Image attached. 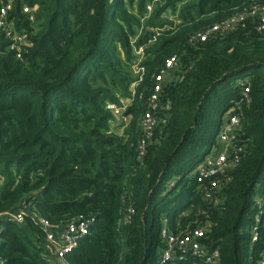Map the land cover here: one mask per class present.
Instances as JSON below:
<instances>
[{
    "label": "trees",
    "instance_id": "1",
    "mask_svg": "<svg viewBox=\"0 0 264 264\" xmlns=\"http://www.w3.org/2000/svg\"><path fill=\"white\" fill-rule=\"evenodd\" d=\"M182 1L0 0L28 44L12 49L0 31V264H51L41 221L59 227L82 218L96 221L65 264H158L164 227L177 236L205 229L217 264L264 263V31L249 21L189 43L264 0H190L179 24L164 20ZM174 55L180 64L162 93L167 122L141 155L155 76ZM139 58L135 78L125 67ZM121 96L132 101L119 137L107 107ZM226 114L240 119L234 143L243 151L213 189L194 172ZM20 211L23 224L2 220Z\"/></svg>",
    "mask_w": 264,
    "mask_h": 264
},
{
    "label": "built area",
    "instance_id": "2",
    "mask_svg": "<svg viewBox=\"0 0 264 264\" xmlns=\"http://www.w3.org/2000/svg\"><path fill=\"white\" fill-rule=\"evenodd\" d=\"M156 2V0H155ZM151 7H149V10ZM11 10V4L0 9V31L4 32L8 39L13 42L11 48L18 49L27 46V38L24 35L16 34L11 30L10 25L14 23L8 19V12ZM33 10L24 8L23 12L30 15ZM251 21L255 29L259 32L264 31V5H256L237 12L222 23L214 24L201 31L196 32L190 38L191 45L205 43L210 38L219 34L229 33L236 28H244ZM15 27V26H14ZM156 36L150 43L155 41ZM20 44L15 46V42ZM143 49L140 48L137 53L141 54ZM20 58V56H17ZM180 58L174 55L167 60L165 67L155 76V84L152 89L151 96L148 101V110L141 120V128L143 131V141L140 146L141 155H143L147 143L153 137L156 128L160 124H165L167 119L162 117V112L169 110V105H163L162 93L166 83L170 80L172 72L179 67ZM245 92H248L246 90ZM109 110L115 115L120 114L116 105H108ZM240 125V119L236 116H229L227 122L222 127L219 135L224 150L215 158H206L205 162L199 166L195 176L198 183L204 181H212L213 189L218 187L215 179L222 177L230 171V169L240 161L243 149L235 145L236 130ZM133 214L132 210L128 211L125 220L129 221ZM2 220L13 221L19 224L25 222V216L22 211L9 213L3 216ZM96 221L95 218H82L77 222L67 225L53 227L45 221H41L44 232L46 233V244L49 247L51 264H65V257L72 253L78 247V241L88 235L90 225ZM260 220L257 217L255 225L252 227L253 242L258 240V225ZM161 239L165 243L162 249L158 264H185L188 260H197L204 264H217L219 261V248L208 243L207 232L203 228L195 229L183 235H173L166 227L161 230ZM264 264V263H261Z\"/></svg>",
    "mask_w": 264,
    "mask_h": 264
},
{
    "label": "rangeland",
    "instance_id": "3",
    "mask_svg": "<svg viewBox=\"0 0 264 264\" xmlns=\"http://www.w3.org/2000/svg\"><path fill=\"white\" fill-rule=\"evenodd\" d=\"M189 1L190 0H183L179 5H177V9H176L175 12L168 11L167 13H165L162 16L163 19L166 20V21L172 22L174 24H179V20H178L179 12H180L182 6H184L187 3H189ZM149 7L150 6H148V12L152 13L153 10H154V7H151L150 10H149ZM10 28L16 34L15 27L10 25ZM145 28H147L146 20L142 21V25H141L140 28L135 29L136 38L141 35L142 30L145 29ZM134 38L135 37H133V42L135 41ZM15 46L16 47H19L20 44L16 41L15 42ZM136 54H138V53L136 52ZM122 59H123V57H122ZM140 62H141V58L136 59V60L131 61V62H128V66L125 67L126 71L128 73L131 72V74H133V77H135V78L137 77V75L140 76L143 73V71L140 68H138ZM136 86H137V84H132L129 87V92H132L133 93V91L135 90ZM119 101H120V106H116V108L118 109V111H119L120 114L115 115L113 113V115H114L115 118H114L113 121H111L109 123V126H110L111 133H113L116 136L122 137L124 135V133H125V130H126L128 124H129L130 120H131V117L124 116V113L127 110V108L129 106H131V101L132 100L130 99V97H123V96H121L119 98ZM110 105H114V104H110ZM225 118H228V115L227 114L225 115ZM226 122H227V120L225 121V123ZM225 123H224V125H225ZM221 132H222V130H221ZM221 132H220V134H221ZM224 149L225 148H224V145L222 144V141L220 140V138H218L217 144L213 145V147L210 149V152H209L208 156L207 157H204V158H208V157H210V158H214L215 157L216 158L218 156V154L221 153ZM201 162L198 163V165L196 166L194 175H195L197 169L199 168V165L201 164ZM256 220H257V217H256Z\"/></svg>",
    "mask_w": 264,
    "mask_h": 264
},
{
    "label": "crops",
    "instance_id": "4",
    "mask_svg": "<svg viewBox=\"0 0 264 264\" xmlns=\"http://www.w3.org/2000/svg\"><path fill=\"white\" fill-rule=\"evenodd\" d=\"M48 258H49V260H50V253H49V250H48Z\"/></svg>",
    "mask_w": 264,
    "mask_h": 264
}]
</instances>
